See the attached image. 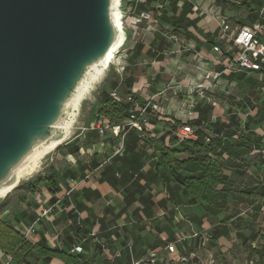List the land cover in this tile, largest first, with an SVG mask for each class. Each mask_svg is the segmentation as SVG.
Wrapping results in <instances>:
<instances>
[{"label": "crops", "instance_id": "0c3cea01", "mask_svg": "<svg viewBox=\"0 0 264 264\" xmlns=\"http://www.w3.org/2000/svg\"><path fill=\"white\" fill-rule=\"evenodd\" d=\"M150 4V15L170 31L151 32L148 27L140 32L143 38L137 35L129 48V64L121 61L125 71L114 79L118 86L109 82V91L100 94L108 95L123 84L141 103L149 102L158 109L146 118L141 133H127L123 151L114 157L116 141L109 136L102 139L94 131L72 130L71 138L61 150H54L48 165L57 195L50 196L43 184L34 193L25 187L16 201L5 202L7 206L3 204L0 210V219L21 235L32 226L33 232L25 237L32 244L43 243L63 253L79 247L77 254L92 264H134L151 256L157 260L168 244L179 241L177 252L185 257V246L197 233L213 234L216 218L171 180L161 154L144 141L160 139L169 147V137H178L175 126L191 129L189 123L198 117L200 126L191 129L194 139L204 142L222 135L232 125L233 114H227L228 108L238 111L237 104L227 107L224 117L212 114L219 107L214 108L215 102L211 106L210 100L219 96L232 99L234 88L241 86L246 87L243 102L259 100L263 112L245 116L238 126L250 139L264 141V96L260 97L264 75L256 73L258 83L247 82V74L237 70L229 51V37L241 27L260 26L257 37L264 44V0H164ZM222 24L228 27L226 35ZM200 85L205 87L201 94ZM176 92L183 93L185 100L173 99L171 94ZM100 100L101 96L91 117L82 118L85 123L80 129L93 124ZM258 154L264 159V146L249 158ZM262 162L258 166L264 169ZM226 174L231 182L238 176L230 171ZM56 203L48 217H39L41 208ZM7 257L0 253V264H7ZM48 264L61 262L51 259Z\"/></svg>", "mask_w": 264, "mask_h": 264}, {"label": "water", "instance_id": "95a60500", "mask_svg": "<svg viewBox=\"0 0 264 264\" xmlns=\"http://www.w3.org/2000/svg\"><path fill=\"white\" fill-rule=\"evenodd\" d=\"M120 2L0 0L3 198L71 138L80 103L104 77L109 53L125 41L117 25Z\"/></svg>", "mask_w": 264, "mask_h": 264}, {"label": "trees", "instance_id": "16d2710c", "mask_svg": "<svg viewBox=\"0 0 264 264\" xmlns=\"http://www.w3.org/2000/svg\"><path fill=\"white\" fill-rule=\"evenodd\" d=\"M146 3L150 4L151 1L145 0L141 6H146ZM259 74L264 75V70ZM132 97L137 102H142L140 98L134 95ZM97 113L110 123L115 124L128 118V106L112 103L107 95L103 96ZM200 122V117H198L190 125L198 127ZM249 122L250 120H248ZM231 123L232 125L222 135H215L208 143L197 139L179 140L175 137H169V147H166L160 139L144 141L151 145L154 151L161 154L171 180L181 187L194 203L203 206L205 209H210L211 213L208 212V214L216 218V227L212 233L217 238L227 234L226 228L233 220L238 219L240 221L239 206L241 204L246 203L248 205V208L251 209H249L248 215L255 220L257 215H262L260 212L264 211V180H256L253 185H248L241 191H234L233 184L226 174L230 171L242 176L245 159L255 149L264 146V141L253 140L242 134L238 124L234 122V117L231 118ZM262 173L264 179V171ZM37 183L43 184L50 196L57 195L58 188L53 175L39 178ZM27 189L34 193L32 185H29ZM246 228L252 231L249 227ZM260 233L264 238V227L261 231H252L246 242L250 243L259 238ZM235 236L242 238L238 232ZM0 253L10 257L12 264H48L51 259H57L61 264H92L80 254L74 255L50 250L43 243L32 244L13 226L1 219ZM252 253L256 254V258L259 261L263 260L264 263V248L254 250ZM194 263L195 261L192 260L186 264Z\"/></svg>", "mask_w": 264, "mask_h": 264}, {"label": "rangeland", "instance_id": "374dc122", "mask_svg": "<svg viewBox=\"0 0 264 264\" xmlns=\"http://www.w3.org/2000/svg\"><path fill=\"white\" fill-rule=\"evenodd\" d=\"M150 1H158L161 3L164 0H150ZM144 3H145V0H121L120 2L121 24H122L121 26H122V30L125 35V41L123 43V46L118 50V53L113 58L112 64L109 65L100 83L98 85L97 84L94 85V90L90 92L84 98V100L80 103L76 125L74 126V129H73L74 131L79 130L80 126L83 123H85V121L82 119L83 117L86 118V116L88 115L90 116V113H94V110H96V106L98 104V100L100 96H101L100 101L103 100L102 96H107V93H105V95H101L100 93L103 92V90L105 92L109 91L108 83L113 82L112 85L118 86V84L114 82V79L115 77L123 76V72L121 73L120 69L121 68L124 69L125 66H123L122 62H126L129 64L130 58L128 55V51H129L130 46L133 45V43L135 42V40L139 38L137 35L139 36L142 35V38H143L142 33L146 31V28L148 27H150L149 30L151 32L161 33V32L170 31V29L164 28L161 25H159L155 21V17L152 15H151L150 20L137 19V16L140 12H147V11L149 12L150 10L147 8L150 7L151 4L146 3L145 4L146 6H141V4H144ZM171 9L172 11H174L175 7L172 6ZM174 14L175 12L172 13V16H174ZM172 27L174 31L178 29L176 28V23ZM127 75L129 74L127 73ZM247 77H248V79H246L247 82L249 81L252 84H254L255 82L258 83L257 74H253V75L250 74V75H247ZM122 85L123 84L120 85L121 87H118L116 92L119 93L121 96L130 94L125 91V87L124 85L123 86ZM256 88H259V86H256L255 89ZM260 89H261L260 97L262 100L264 96V86L261 87ZM245 95H246V87L241 86V87H238L237 89L234 88L232 95H231L232 99H226V96H223V97L219 96L215 98L216 100L215 99L210 100L211 103L209 104L211 106L212 104L218 103V105L215 106L214 108L216 109V107H219L212 114L213 115L219 114L225 117L227 113L226 108L231 105L236 106L237 104L238 111L228 108L229 112L227 114L232 113L233 116L232 115L231 116L234 117V122L239 124V126H242L246 118L245 116H248V117L252 116L256 110L259 113L263 112V105H260L259 100L256 102L250 101L249 103L243 102V98ZM171 97H173V99H175L176 101L185 100L184 99L185 95L183 93L176 92L175 94H171ZM198 107H200V105ZM97 114L98 113L96 112L95 116ZM117 123H120V122H117ZM256 123H258L257 120L253 122V124H256ZM110 124L115 125L113 123H110ZM188 126H190L191 129H194V126L190 125V123ZM258 127L259 126L255 127L256 130ZM177 129L178 127L175 126L176 136L178 133ZM262 131L264 132V130ZM176 138H179V137H176ZM59 150H61V147L59 148ZM53 154H55V151L50 152L48 155H46L41 160L40 166H38L35 169L31 177L26 179L25 181H21L18 185V189L12 192L11 195H9L8 199H6L7 201L5 200V198L0 199V210L2 209V207L5 206L6 203L8 204L10 200L16 201L17 200L16 197L17 196L19 197L21 194L20 192L25 187H29V185H32L34 187V191L36 192L39 191L38 189L39 183H37V180L39 178H43V177L50 175L48 171L49 170L48 165L50 164V158L53 156ZM248 158H246V160ZM261 162L264 165V159H262L261 154L253 155L252 157L248 159V161H245V163L247 164L245 163L243 164V167H242L243 175L242 176L238 175L237 177H233L232 184H233L234 191H241L246 186L253 185V182H255L256 180H264L263 175L261 173L262 170L264 171V169L259 168L260 165L258 166V164H260ZM247 208H248V205L246 203H243L239 206V212H240L239 220L240 221L236 219V220H233L228 225V228H226V232L227 233L229 232L228 237L224 238V240L222 241L218 240V238L213 234L209 236V235H206L205 232L197 233V237L193 239V241H191L190 245L185 246L184 254L186 255L185 256L186 261L183 264H186L187 262H191L192 260L195 261L194 264H264L263 260L259 261V259L256 258V254L252 253V251L254 250H260L261 248H264L263 235L260 233L259 238L255 239L254 241L250 243L246 242L249 239L250 233L252 231L254 232L261 231L262 228L264 227V211L260 212L262 215H257V218L255 220V219H252L250 215H248L251 209L250 208L247 209ZM246 227H249L252 231L248 230ZM235 228H237V230H235ZM236 232H238L242 236L241 239L235 236ZM165 252H167L166 247H165ZM165 252L162 254V256H160L159 258H156L157 260H155L154 264H179L176 261L177 259L176 255H171L169 253L166 254Z\"/></svg>", "mask_w": 264, "mask_h": 264}, {"label": "built area", "instance_id": "2783aa9c", "mask_svg": "<svg viewBox=\"0 0 264 264\" xmlns=\"http://www.w3.org/2000/svg\"><path fill=\"white\" fill-rule=\"evenodd\" d=\"M139 20H150L151 15L147 12H140L137 16ZM222 26V32L224 35L228 32V27L224 24ZM260 30V26L255 25L252 27H241L239 28L233 36L229 37V42L231 47L229 51L231 52L233 63L236 66L239 72L250 74H258L264 70V44L258 39L257 33ZM227 37V36H226ZM234 48V50H232ZM123 71V68L120 69ZM198 92L201 94V91L205 89L204 86H197ZM110 101L116 105H127L128 106V118L120 123L112 125L102 117L97 114L92 125L88 128H81V131H94L100 138H105L109 136L116 141V145L112 151L111 157L118 156L121 154L124 148V139L127 133L131 130L141 133L143 131L142 124L146 122V118L149 117L151 113L157 111V106L149 104V102L141 103L133 99L132 94H126L121 96L116 90H112L108 94ZM177 136L179 140L184 139H193V131L187 127L182 126L178 129ZM211 138H206L205 143H208ZM51 205L45 208H41L40 218L48 217L53 209L56 207ZM33 232L32 226L29 227L26 232L23 234L24 237H28ZM195 237V236H194ZM180 243L179 241L168 244L166 246L167 253L171 255H176L177 263H184L186 258L181 256L176 249V244ZM71 254L80 253V248H73L70 251ZM7 264H12L11 258L7 257ZM155 259L151 256L145 259H142L134 264H154Z\"/></svg>", "mask_w": 264, "mask_h": 264}, {"label": "bare ground", "instance_id": "6f19581e", "mask_svg": "<svg viewBox=\"0 0 264 264\" xmlns=\"http://www.w3.org/2000/svg\"><path fill=\"white\" fill-rule=\"evenodd\" d=\"M117 25H118V27L119 28H122V24H121V18L119 17V19H118V21H117ZM118 53V50H116V49H114V50H112L110 53H109V55L107 56V58H106V63L107 64H109V65H111L112 64V60H113V58L115 57V55ZM87 92L86 91H83V94L82 95H84V94H86ZM79 101H80V99L78 98V100L76 101V104H75V106H77L78 104H79ZM54 147L53 146H50V147H47L42 153H41V155H43V154H45L46 152H48L49 150H52ZM41 155H37L36 156V158H38L39 156H41ZM25 172H27L26 170H22V171H20L19 173H18V177L20 178L22 175H24L25 174ZM13 191V190H12ZM12 191H9V193H11ZM5 192H7V191H3V192H0V198H3L4 196H5ZM8 193V194H9Z\"/></svg>", "mask_w": 264, "mask_h": 264}]
</instances>
